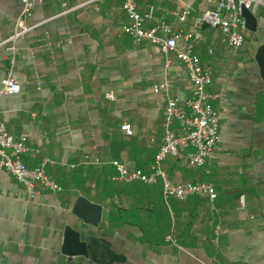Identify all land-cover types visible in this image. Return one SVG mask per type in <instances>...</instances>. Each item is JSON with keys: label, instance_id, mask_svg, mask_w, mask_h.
I'll return each instance as SVG.
<instances>
[{"label": "crops", "instance_id": "crops-1", "mask_svg": "<svg viewBox=\"0 0 264 264\" xmlns=\"http://www.w3.org/2000/svg\"><path fill=\"white\" fill-rule=\"evenodd\" d=\"M84 1L36 0L27 23L40 25L16 43L12 77L19 91L0 98V119L14 139L26 138L24 163L34 168L47 159L46 174L63 190L30 199L0 171V264H69L60 252L66 226L79 232L92 254L74 257L73 264H264V81L255 61L264 43V9L252 13L255 31L247 30L237 50L228 49L217 30L202 28L194 51L212 73L209 90L219 95L212 102L220 118L218 141L202 169L173 156L162 169L173 183L213 182L216 199L164 201L159 180L118 181L111 162L150 174L165 105L153 88L167 83L172 96L185 99L191 85L174 56L166 63L157 48L135 46L121 32L126 17L120 0L62 13L64 4ZM135 2L139 11L154 8L147 26L163 21L183 34L215 6V0ZM185 8L188 22L178 25L171 13ZM19 12V0H0V41L12 33ZM9 56L0 47V81ZM79 196L101 206L97 227L71 214ZM240 196L244 209H238ZM169 235L175 244L166 241Z\"/></svg>", "mask_w": 264, "mask_h": 264}, {"label": "built area", "instance_id": "built-area-1", "mask_svg": "<svg viewBox=\"0 0 264 264\" xmlns=\"http://www.w3.org/2000/svg\"><path fill=\"white\" fill-rule=\"evenodd\" d=\"M99 0H86L72 7L63 5L62 13L80 9L87 4ZM121 10L126 17V23L121 32L129 37L135 46L148 44L154 46L164 56L166 63L174 56L182 65L185 76L192 89L189 98L179 99L172 96L167 83L153 88L154 93L161 92L165 97L163 108V137L158 150L150 165V174L130 168L127 164L112 161L111 164L117 172V180L122 182L140 181L145 184L161 182V195L164 201L175 198L185 201L191 196L206 197L210 202L216 199L215 186L211 181L173 183L164 170L162 164L169 156L183 158L185 164L193 169L200 170L208 164L219 136V114L214 110L212 102L219 95L209 90L212 83V73L208 68L202 67L194 49L201 40L203 27H210L219 32L223 43L228 49H239L244 41L247 28L242 17V10L253 13L257 8L264 9V0H215V6L204 10L195 19L189 32L183 34L171 25L161 21L154 27L147 26L152 19L154 8L147 6L139 11L135 0H120ZM210 1V0H207ZM20 12L14 22L11 34L0 41L10 53L8 58V71L0 81V98L4 95L15 94L19 85L12 77L14 66V52L16 43L23 36L30 33L40 24L29 25L27 19L35 8L36 0H19ZM178 25H185L190 16V10L185 8L171 13ZM107 99L113 100L111 93H106ZM120 130L131 135L128 124H122ZM30 151L26 138L20 136L14 139L0 119V171L9 174L21 187L30 199L40 192L59 194L62 187L49 175L44 167L49 161L44 159L34 168L28 167L22 156ZM207 174L208 170L205 171ZM245 208L243 196L238 198V209ZM251 221L254 216H249ZM220 227L213 228L211 242L217 246ZM166 241L175 244L174 238L169 235Z\"/></svg>", "mask_w": 264, "mask_h": 264}, {"label": "water", "instance_id": "water-1", "mask_svg": "<svg viewBox=\"0 0 264 264\" xmlns=\"http://www.w3.org/2000/svg\"><path fill=\"white\" fill-rule=\"evenodd\" d=\"M242 17L245 20L247 30L255 31L256 20L248 10H242ZM255 61L259 67L260 75L264 81V43L261 44L256 52ZM102 208L93 204L83 197L75 198L71 206V214L78 218L83 224L97 227L101 220ZM60 252L64 255L69 264L74 257L92 258L90 248L85 242L80 241L79 232L66 226L63 232Z\"/></svg>", "mask_w": 264, "mask_h": 264}, {"label": "trees", "instance_id": "trees-1", "mask_svg": "<svg viewBox=\"0 0 264 264\" xmlns=\"http://www.w3.org/2000/svg\"><path fill=\"white\" fill-rule=\"evenodd\" d=\"M112 217H110V219H111Z\"/></svg>", "mask_w": 264, "mask_h": 264}]
</instances>
